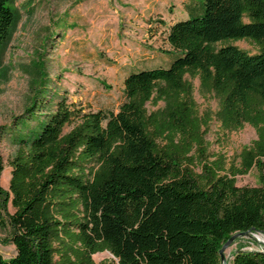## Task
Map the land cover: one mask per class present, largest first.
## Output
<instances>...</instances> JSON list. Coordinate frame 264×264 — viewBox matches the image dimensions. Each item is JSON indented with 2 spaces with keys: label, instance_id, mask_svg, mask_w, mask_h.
<instances>
[{
  "label": "trees",
  "instance_id": "1",
  "mask_svg": "<svg viewBox=\"0 0 264 264\" xmlns=\"http://www.w3.org/2000/svg\"><path fill=\"white\" fill-rule=\"evenodd\" d=\"M8 2L0 0V45L13 22ZM185 7L167 27L174 57L130 71L117 112H84L63 96L18 138L8 189L0 188V223L15 254L0 264H96L103 252L112 259L99 264H221L233 234L264 235V180L234 179L264 168V0ZM242 40L257 51L214 48ZM185 74L222 95L235 127L255 129L224 174L220 159L210 160L209 119L198 115ZM166 95L163 112L145 108ZM241 249L230 264H264V248Z\"/></svg>",
  "mask_w": 264,
  "mask_h": 264
},
{
  "label": "rangeland",
  "instance_id": "2",
  "mask_svg": "<svg viewBox=\"0 0 264 264\" xmlns=\"http://www.w3.org/2000/svg\"><path fill=\"white\" fill-rule=\"evenodd\" d=\"M201 0H9L13 22L0 45V188L8 189L10 167L20 137H27L42 115L54 108L61 97L84 112H117L123 100L125 76L132 70L166 65L174 57L166 41L170 23L186 17V5L198 7ZM254 53L247 40L224 42ZM172 53V54H171ZM150 59V60H149ZM190 97L199 116L209 119L204 137L213 160L220 159L222 173L239 164V155L256 139L255 129L235 127L220 107L222 95L185 74ZM166 91L165 85L160 84ZM169 95L148 111L163 112ZM257 105L252 99L250 106ZM236 186H256L264 180L261 172L250 169L235 178ZM7 212L12 209L7 205ZM264 248V235L248 233L237 237L225 249L226 264L238 248ZM9 228L0 223V255L14 256ZM93 261L112 259L107 252L92 256Z\"/></svg>",
  "mask_w": 264,
  "mask_h": 264
},
{
  "label": "water",
  "instance_id": "3",
  "mask_svg": "<svg viewBox=\"0 0 264 264\" xmlns=\"http://www.w3.org/2000/svg\"><path fill=\"white\" fill-rule=\"evenodd\" d=\"M248 232H239V233H235L233 234L223 245L222 247L220 248V250L218 251V254H219V259H220V263L221 264H226L225 262V259H224V256H223V253L225 251L226 248H228L231 243L239 236H244V235H247Z\"/></svg>",
  "mask_w": 264,
  "mask_h": 264
},
{
  "label": "crops",
  "instance_id": "4",
  "mask_svg": "<svg viewBox=\"0 0 264 264\" xmlns=\"http://www.w3.org/2000/svg\"><path fill=\"white\" fill-rule=\"evenodd\" d=\"M149 60H150V59H149ZM165 61H166L167 63H169V59H166ZM147 63H148V62H147ZM147 63L144 62L142 65H143V66H147V65H148Z\"/></svg>",
  "mask_w": 264,
  "mask_h": 264
}]
</instances>
